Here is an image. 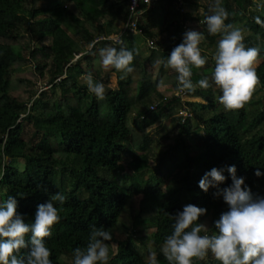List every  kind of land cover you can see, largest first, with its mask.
Segmentation results:
<instances>
[{
	"label": "trees",
	"instance_id": "trees-1",
	"mask_svg": "<svg viewBox=\"0 0 264 264\" xmlns=\"http://www.w3.org/2000/svg\"><path fill=\"white\" fill-rule=\"evenodd\" d=\"M36 1L44 5L35 6ZM183 1L187 2L161 0L150 6L139 17L143 34L121 32L118 40L132 50L139 48L138 37H154L152 24L143 17L152 13L156 5L162 11V22L167 15L176 17L158 30L165 33L166 39L156 41L147 56H135L131 65L135 71L127 76L122 73L115 88H106L101 101L88 91L86 84L78 82V76L85 63L93 70L95 81L107 82L108 74L102 77L97 63L98 52L108 46L119 49L121 44L111 38L96 39L99 33L109 37L115 21H125L128 0H0V203L14 197L17 211L32 223L39 204L48 202L58 192L65 196L63 205H56L60 208V222L52 228L51 237L45 239L52 252V264H62V257L71 258L74 264V249L87 246L90 225L112 232L128 201L139 193L145 207L155 211L150 221L156 246L172 233L173 217L188 204L206 208L207 214L198 222L208 227L207 234L218 233L215 221L229 206L216 193L233 184L227 171L230 166L236 167V176L244 179V187L251 189L254 198L264 197V105L261 97H254L258 89L264 90V3L257 5L259 0H221L230 13L226 23H242L243 29L251 32L245 37L246 46L261 50V61L256 65L260 83L250 101L241 109L226 110L218 108L212 87H197L196 91L185 93L203 102L182 103L190 115L178 117L181 124L177 125L175 135L160 136L157 145L165 149L155 157L154 166L149 163L153 139L145 128L180 100L179 96L166 100L156 87L163 78L166 85L178 91V73L165 69L161 63L151 80L149 69L158 58L166 61L171 51L183 43L186 31L177 19L181 6L175 7L176 11L171 8ZM69 2L75 11L68 7ZM209 2L196 17L200 23L211 14L209 6L214 0ZM251 6L255 8L250 9ZM44 14L47 17L36 19ZM103 17H107L106 22L99 23ZM257 17L261 23H257ZM96 22L99 24L95 25ZM201 26L206 44L218 48L221 34L210 35L206 23ZM37 34L39 38H50L49 52L31 51ZM86 46L91 47L85 49ZM39 57L50 59L49 65L38 63L36 68L41 74L48 66L47 89L51 90H42L33 100L20 102L17 96L26 92L30 79L18 72L28 60ZM214 67L192 66V82L197 84L205 75L211 78ZM55 88L60 90L59 98H54ZM153 96L166 101L152 110L149 107ZM133 110L136 117L130 115ZM23 122L34 128L27 140L22 137ZM192 148L195 153L190 154ZM18 160L23 162V169L15 165ZM213 168L222 169L226 180L205 192L199 181ZM27 251L23 249L22 254ZM156 259L158 264H168L161 252ZM198 263L207 264L204 260L194 261ZM108 264L150 261H144L126 240L118 241L117 251Z\"/></svg>",
	"mask_w": 264,
	"mask_h": 264
},
{
	"label": "clouds",
	"instance_id": "clouds-1",
	"mask_svg": "<svg viewBox=\"0 0 264 264\" xmlns=\"http://www.w3.org/2000/svg\"><path fill=\"white\" fill-rule=\"evenodd\" d=\"M209 11L211 14L201 23H206L210 35L221 34L211 78L205 75L197 84L192 82V66L202 68L207 63V57L202 55L200 48L204 35L194 30L184 34L183 43L171 51L166 61L158 58L154 64L163 63L165 69L171 68L178 73L179 92H194L197 87L208 89L214 84L222 91L218 99L226 110L241 109L250 101L260 83L256 62L261 50L259 47H247L244 30L226 23L230 13L221 0H214ZM256 19L261 23L258 17ZM114 43L121 44V47L108 46L99 50L102 68H114L124 76L133 73L135 69L131 65L135 56L140 55V49L129 50L120 40ZM86 83L88 91L98 100L105 99V85L95 81L91 73L87 74ZM156 87L158 90L167 87L163 78ZM227 171L233 184L216 193L222 195L229 206V210L215 221L218 233L207 234L208 227L198 222L207 214L206 208L193 204L184 206L183 211L173 217V231L160 249L168 264H194L196 260H205L209 253L221 264H264V197L254 198L251 189L244 187V179L236 176L235 166L228 167ZM256 175L261 173L257 171ZM225 180L223 170L213 168L199 181V187L207 192ZM65 199L58 192L48 202L39 204L32 223L26 222L17 211L14 197L0 203V264H52V252L45 239L51 237L52 228L60 222V208L56 205H63ZM202 232L205 234L201 235ZM29 234L30 239L26 240ZM111 240L110 230L90 225L87 246L74 249V264H108L110 257L106 241ZM23 249L28 251L22 254ZM149 261L150 264H158L156 252L150 251Z\"/></svg>",
	"mask_w": 264,
	"mask_h": 264
},
{
	"label": "rangeland",
	"instance_id": "rangeland-1",
	"mask_svg": "<svg viewBox=\"0 0 264 264\" xmlns=\"http://www.w3.org/2000/svg\"><path fill=\"white\" fill-rule=\"evenodd\" d=\"M183 2L184 3L182 4V8H181L183 10H180V8H179L178 9L179 14L177 15L178 16L177 19L182 21L183 30L186 32L190 31V30L200 32L202 29V26H201L200 21H198L196 19V17H199V15L202 14L203 7L209 5V3H210L209 0H187V2H185V1H183ZM256 2H257L256 3L257 5H262L264 3V0H259ZM40 4L44 5L42 1H36L35 2V6H39ZM67 5H68V7L73 9L72 2H69ZM183 5H184V7H183ZM177 6H178L177 4L172 5V7H171L172 10L176 11L177 9L175 7H177ZM254 8H255L254 6L250 7V9H254ZM148 14L149 13H147L146 15H148ZM173 15H167L165 22H162L161 21L162 20V11L158 7V5H156L155 8L153 9V12L148 15L149 19L147 18V22L151 23L153 26L151 28V31L154 32V37L151 39L154 40L155 45H156V41L158 43H160L166 39L165 33H159L158 30L161 27H164L165 25H167L169 20H172V19L175 20L176 17H175V15L174 16ZM44 17H47V15L46 14L39 15L38 18H36V19H42ZM106 20H107V17H103L102 19H100L99 23H104V22H106ZM99 23L96 22L95 25H98ZM235 26L243 29L242 23H236ZM87 27L94 34H97V32L93 30V26H91V25L88 26V24H87ZM112 29L116 30L115 32L117 33V35L111 34V36L109 35V37H105V39L111 38V37L114 38V40L117 39L118 36L121 34L122 29H124V21H120V20L115 21ZM21 31L23 34H26L25 30L21 29ZM67 32L72 37L76 38V36L73 35L71 30H67ZM250 33H251L250 31L244 30V36L245 37H249L251 35ZM98 35L100 37L102 36V34H100V33ZM98 35H96V36H98ZM146 40L147 39H145V38L138 37L137 42L139 45L141 58L147 56L148 53L150 52L151 47L147 44ZM50 43H51V41H50L49 37L46 36V37H42V38L40 37L39 38L38 34H37V35H34V37H33V44H32V47L30 49L32 52H37V53L49 52L50 51L49 50ZM90 47L91 46H86L85 49H89ZM200 48L202 50V55L207 57V63L206 64H208L210 66V68H212L215 65L214 56H215V53L217 51V48L215 46H211V45L206 44V42L204 40L201 42ZM27 55H29V52ZM260 61H261V58H258L256 65ZM49 62H50L49 58L39 57L37 60H34V61L28 60L26 65L20 69L18 74L24 75L27 79H30V81L26 82V83H28L27 88H26L27 89L26 92L19 94L17 96L18 101L26 102L29 99L33 100L35 97H37V95L42 90H45L49 87V72L47 70L48 66H45V68L43 69L41 74L39 73L38 69L36 68V65L38 63H42V64L47 63V65H49ZM97 63H98V66H100V68H101L102 77H104L106 74H108L107 82L106 83L103 82V84L105 85V88H115L117 85V81H118L119 77H121V75H122V72H120V71L117 72L116 70H114V68H109V69L102 68L100 55H99V59H98ZM158 66L156 64H154L153 67H151L149 69V75H150L151 80H154ZM89 73H91L93 78H95L94 77L95 74H94L93 70L88 65H86L85 63H82V74L78 76V82L80 84H86L87 85L86 76ZM47 90L50 91L51 89L49 88ZM54 90H55L54 98H59L60 97L59 88H55ZM212 90H213V98L215 100V103L219 106L218 108L225 109L223 105L219 104V99H218L222 95V91L218 87H215L214 84L212 86ZM30 91L33 92L32 95L30 94ZM158 91H159V93H161L163 95V97L166 100H171L175 96L176 97L179 96L180 100H179V104L173 103V106H171V108L164 110V115L162 118L158 119L155 123H153L152 125L145 128V131L147 132L148 136L152 137V139H153L152 147L148 152L150 154L149 163L152 166H154L156 163L155 157L161 151H163L165 149L163 146L157 145V140L160 138L161 135H166V134L175 135L178 131L177 125L181 124L178 121V117L190 115V113L188 112L187 109L182 108V106H181L182 103L184 101L203 102V100L201 98L187 96V94H185L187 92L181 93V92L173 89V87L171 85H167V87L165 89L158 90ZM89 97H91V96H89ZM254 97H261L263 100V105H264V90L258 89L256 92V95ZM52 99L53 98H51V100ZM152 100H153L152 104H154V105L158 104V103H164V101H166V100H163L161 102L160 99H157L155 96L152 97ZM219 110L220 109H218V111ZM130 115L132 117H136V115H137L136 111L133 110ZM208 115H211V113L210 114L208 113ZM193 121H195V120H193ZM23 124H24L23 125L24 128H23V132H22V137L27 140L32 136L34 128H33L31 123L23 122ZM189 150H190L189 151L190 154L195 153V150L193 148H192V150L191 149H189ZM180 154H182V153L180 152ZM15 165L18 167V169H23V162L22 161L18 160V162ZM141 179H145V178L142 177ZM154 215H155V211H153L151 208L145 207V204L142 201V194L141 193L131 197L130 201H128V203L124 207V209L121 213L120 219L118 220L115 227L112 229L111 234L114 237V240H112L110 243H107L109 246V257L111 258L116 253L118 241H126V240H129L131 242V245H133V247L140 254L141 258L144 261H149L150 251L156 252V255L159 252H161L160 249L163 246V244L156 246L153 243V238H152L153 233H154V226L151 224L150 220L153 218ZM149 244L151 245V248H149ZM72 261L73 260L69 257H62V259H61L62 264H73ZM210 262H212L213 264H219L220 263V261H217L214 258V256H212V254L209 253V255L205 258L204 263L209 264ZM198 264H200V263H198Z\"/></svg>",
	"mask_w": 264,
	"mask_h": 264
},
{
	"label": "built area",
	"instance_id": "built-area-1",
	"mask_svg": "<svg viewBox=\"0 0 264 264\" xmlns=\"http://www.w3.org/2000/svg\"><path fill=\"white\" fill-rule=\"evenodd\" d=\"M161 0H128V13L127 16L125 18L124 21V29H122L123 31H130L134 34H143L144 33V29L140 26L139 24V17L144 13V11H146L150 6L155 5L156 3H158ZM181 3V2H179ZM183 10V9H181ZM112 38V37H111ZM119 38V36H118ZM115 39V40H118ZM99 39H105L104 36L98 37L96 40ZM114 39V38H112ZM147 44L151 47V48H155V43L154 40H152L151 38H147ZM156 104H152L150 105V109H155Z\"/></svg>",
	"mask_w": 264,
	"mask_h": 264
},
{
	"label": "crops",
	"instance_id": "crops-1",
	"mask_svg": "<svg viewBox=\"0 0 264 264\" xmlns=\"http://www.w3.org/2000/svg\"><path fill=\"white\" fill-rule=\"evenodd\" d=\"M178 4V6H180L181 5V8H182V4L183 3H177ZM183 7H184V5H183ZM181 8H180V10H181ZM149 15V14H148ZM148 15H146L145 14V17H143L144 19H146L147 20V18L149 19V16ZM110 31L112 32L111 34H113V35H117V33L115 32L116 30L115 29H110ZM111 34H110V36H111ZM153 38V37H152ZM147 39V38H146Z\"/></svg>",
	"mask_w": 264,
	"mask_h": 264
}]
</instances>
